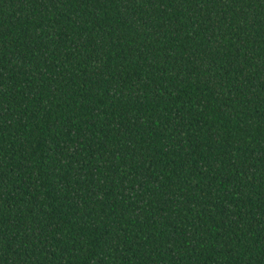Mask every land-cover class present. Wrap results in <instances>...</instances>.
Listing matches in <instances>:
<instances>
[{
	"label": "trees",
	"instance_id": "obj_1",
	"mask_svg": "<svg viewBox=\"0 0 264 264\" xmlns=\"http://www.w3.org/2000/svg\"><path fill=\"white\" fill-rule=\"evenodd\" d=\"M0 264H264V0H0Z\"/></svg>",
	"mask_w": 264,
	"mask_h": 264
}]
</instances>
